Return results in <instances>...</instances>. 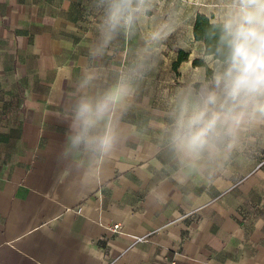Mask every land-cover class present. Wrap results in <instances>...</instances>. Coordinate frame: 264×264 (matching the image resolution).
Instances as JSON below:
<instances>
[{
    "label": "crops",
    "instance_id": "1",
    "mask_svg": "<svg viewBox=\"0 0 264 264\" xmlns=\"http://www.w3.org/2000/svg\"><path fill=\"white\" fill-rule=\"evenodd\" d=\"M211 8L204 0L157 7L154 21L175 10L182 27L129 120L156 115L153 90L198 66L195 49L205 43L195 38L194 22L198 13L211 18ZM93 23L85 0H0V264H264V149L195 208L172 183L163 184L167 204L152 206L148 190L160 178L146 172L147 139L129 141L93 187L62 178L57 155L67 127L59 114ZM140 39L120 45L135 48ZM180 53L188 58L177 64ZM116 223L121 233L109 229Z\"/></svg>",
    "mask_w": 264,
    "mask_h": 264
},
{
    "label": "clouds",
    "instance_id": "2",
    "mask_svg": "<svg viewBox=\"0 0 264 264\" xmlns=\"http://www.w3.org/2000/svg\"><path fill=\"white\" fill-rule=\"evenodd\" d=\"M165 0H85L95 36L59 118L67 127L57 163L69 184L103 181L129 141L150 144L146 172L152 206L167 204L172 183L189 207L264 149V0H204L212 5L205 37L178 84L159 91L149 115L129 120L159 72L161 54L182 27L180 15L153 16ZM140 36L135 47H121ZM187 47L185 41H178ZM172 79H175L172 77Z\"/></svg>",
    "mask_w": 264,
    "mask_h": 264
},
{
    "label": "trees",
    "instance_id": "3",
    "mask_svg": "<svg viewBox=\"0 0 264 264\" xmlns=\"http://www.w3.org/2000/svg\"><path fill=\"white\" fill-rule=\"evenodd\" d=\"M209 22H210V17H208L205 14L198 13L196 16L195 22H194V35L197 40L203 41L204 43L211 44L212 41L208 40L205 37V32L209 26ZM187 58H188V55L186 53H180L177 64L183 60H186ZM200 63L201 61L198 59H195L193 61L194 65H200Z\"/></svg>",
    "mask_w": 264,
    "mask_h": 264
},
{
    "label": "built area",
    "instance_id": "4",
    "mask_svg": "<svg viewBox=\"0 0 264 264\" xmlns=\"http://www.w3.org/2000/svg\"><path fill=\"white\" fill-rule=\"evenodd\" d=\"M109 229H111L115 233H121V226H120V224H117L116 223V224H114L112 226H109ZM137 240L138 241H142V240H144V238L143 237H138Z\"/></svg>",
    "mask_w": 264,
    "mask_h": 264
}]
</instances>
